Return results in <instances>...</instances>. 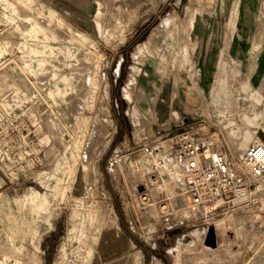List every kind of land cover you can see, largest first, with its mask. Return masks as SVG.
Wrapping results in <instances>:
<instances>
[{
  "label": "rangeland",
  "instance_id": "obj_1",
  "mask_svg": "<svg viewBox=\"0 0 264 264\" xmlns=\"http://www.w3.org/2000/svg\"><path fill=\"white\" fill-rule=\"evenodd\" d=\"M253 121L264 0H0V264H264V178L194 206L173 150L248 179Z\"/></svg>",
  "mask_w": 264,
  "mask_h": 264
},
{
  "label": "built area",
  "instance_id": "obj_2",
  "mask_svg": "<svg viewBox=\"0 0 264 264\" xmlns=\"http://www.w3.org/2000/svg\"><path fill=\"white\" fill-rule=\"evenodd\" d=\"M174 145V153L184 161L183 189L194 206L216 199L243 197L257 188V182L264 178V144L259 138L249 143L240 156L247 167L248 179L233 166L215 132L188 130L174 137Z\"/></svg>",
  "mask_w": 264,
  "mask_h": 264
},
{
  "label": "bare ground",
  "instance_id": "obj_3",
  "mask_svg": "<svg viewBox=\"0 0 264 264\" xmlns=\"http://www.w3.org/2000/svg\"><path fill=\"white\" fill-rule=\"evenodd\" d=\"M100 6V5H99ZM100 11V10H99ZM54 17V16H53ZM60 20V19H59ZM105 27V26H104ZM186 55V54H185ZM247 88V85L245 84V89ZM250 97H251V95H250ZM252 98V97H251ZM253 99V98H252ZM255 101H259V100H256L255 99ZM253 114V116H252V118H254L253 120H255V119H257L258 117H259V112H253L252 113ZM250 118H248V119H246L247 121H252V120H249ZM249 124H251V125H253V127H254V133H255V135H254V140L256 139V138H259V140H261V142L264 144V138H260V136L258 135V132H260V131H262L263 132V134H264V129L263 128H260L258 125H257V122H255V121H253V123L252 122H248ZM176 157H174L173 158V160L175 159ZM172 160V161H173ZM178 160V159H177ZM171 161V160H170ZM176 161V160H175ZM173 162L172 163V167H177V165H179V164H177L176 162ZM178 162H180V164H181V160H179ZM170 165H169V167H170ZM179 168V167H178ZM181 168V167H180ZM173 169V168H172ZM169 170V169H168ZM172 172H173V170H172ZM172 172H171V174H172ZM174 173V172H173ZM177 174V173H176ZM173 175V174H172ZM173 177V176H172Z\"/></svg>",
  "mask_w": 264,
  "mask_h": 264
},
{
  "label": "water",
  "instance_id": "obj_4",
  "mask_svg": "<svg viewBox=\"0 0 264 264\" xmlns=\"http://www.w3.org/2000/svg\"><path fill=\"white\" fill-rule=\"evenodd\" d=\"M258 135L260 136L261 139L264 138V134L262 131L258 132Z\"/></svg>",
  "mask_w": 264,
  "mask_h": 264
}]
</instances>
